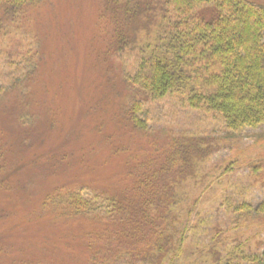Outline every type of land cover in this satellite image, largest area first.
Returning <instances> with one entry per match:
<instances>
[{
  "label": "rangeland",
  "instance_id": "rangeland-1",
  "mask_svg": "<svg viewBox=\"0 0 264 264\" xmlns=\"http://www.w3.org/2000/svg\"><path fill=\"white\" fill-rule=\"evenodd\" d=\"M153 5L164 6V0H154ZM130 9L132 5L125 0H48L18 16L16 22L0 21V84L6 89L0 98V150H6L8 163L20 160L13 155L22 150L21 138L31 136L35 142L25 149L27 159L35 154H42L43 162L52 154L67 158L66 166L51 171L42 169L41 163L38 168L27 167L12 177L9 189L0 190V206L15 210L9 219H0V264L83 263L87 254L81 252L79 241L69 247L60 235H69L71 243L74 235L88 232L89 224L34 220L40 205L37 199L64 182L109 191L131 184L137 172L151 175L165 168L192 172L193 182L201 180L208 191L202 193L203 186L195 185L189 193L195 200L202 196L205 206H218L227 198L256 205L264 198V127L230 135L218 114L203 106L190 107L180 93L161 99L139 96L142 110L138 115L145 119L147 129L134 132L122 127L123 121L120 127L123 106L110 89L123 82L124 75L134 76L143 57L150 54L141 49V40L148 34L139 30L145 24L132 18ZM167 15L172 25L176 18L171 12ZM120 88L127 90L124 83ZM130 104L128 99L125 108ZM41 172L48 176H38ZM3 174L0 170V180L6 178ZM31 178L35 183L28 185ZM227 211L221 214L228 215ZM196 213L197 207L193 215L198 219ZM260 222L263 225L261 218H254L244 224L236 230L238 238L230 232L229 240H207L217 244L220 264L241 261L231 247L242 241L247 243V248L242 245L245 254L258 251L256 245L264 243V231L255 230ZM51 233L56 235L53 246L60 250L51 248L54 254L42 257L44 251L34 244ZM190 237L191 243L185 246L190 250L181 257L185 262L199 253L194 251L197 235ZM66 250L69 256L64 255Z\"/></svg>",
  "mask_w": 264,
  "mask_h": 264
},
{
  "label": "trees",
  "instance_id": "trees-1",
  "mask_svg": "<svg viewBox=\"0 0 264 264\" xmlns=\"http://www.w3.org/2000/svg\"><path fill=\"white\" fill-rule=\"evenodd\" d=\"M125 1L132 5L131 17L145 24L139 30L148 34L141 40V49L150 54L143 57L134 76L124 75L123 82L115 83L110 89L114 97L119 96L123 106L120 127L123 121L122 127L144 132L147 123L138 115L142 110L139 96L161 99L175 93L184 95L192 108L203 106L218 114L230 135L264 127V2L164 0V6L155 7L154 0H144L146 5L143 0ZM44 2L48 0H0V21L16 22L18 16L22 18ZM169 12L176 18L173 27L168 21ZM168 24L172 28L170 32ZM118 38L124 40L122 36ZM205 57L207 60H202ZM122 83L126 91L120 88ZM4 90L0 84V98ZM128 99L131 104L125 108ZM21 140L22 150L13 155L20 160L8 163L6 150H0V170L6 175L0 180V190L9 189L12 177L20 176L27 167L38 168L41 163L42 169L51 171L56 166L67 165V158L58 154H52L46 162L42 161V154L27 159L25 149L31 148L34 137L23 136ZM0 147L3 148L1 143ZM260 164L254 167L258 169ZM164 171L155 170L151 175L137 172L131 184L109 191L107 187L94 189L71 182L56 185L37 199L40 205L34 220L47 219L49 224L65 220L72 224H89L88 232L74 235L71 243L67 239L69 235H60L69 242L66 245L69 247L79 241L83 255L86 253V258L89 255L81 264H174L176 260H180L179 264H214L207 257L220 264V250L214 240L207 241L209 238L226 241L231 238L230 232L238 238L236 230L244 224L254 218L264 221V198L256 205L246 199L233 203L227 198L218 206H205L202 196L196 200L195 196H190L189 191L195 185L198 188L204 184L198 178L193 182L192 172L181 174L165 168ZM38 176L48 174L41 172ZM29 183L34 184L35 180L31 178ZM207 191L203 186L202 193ZM196 207L198 219L193 215ZM226 209L228 215H222ZM213 210L218 211L211 217ZM13 214L15 210L9 205L0 206V219H9ZM255 230L262 234L264 223L260 222ZM190 234L197 235L194 251L199 253L193 261L185 262L181 257L190 250L185 249L187 241L191 243ZM54 237L53 233L44 234L41 241L34 244L44 251L42 257L60 250L53 246L57 245ZM249 239L247 237L246 241ZM262 243L256 245L257 252L249 255L244 252L242 245L247 248V243L243 241L232 246L231 252L249 264H264ZM64 255L69 256L70 252L66 250Z\"/></svg>",
  "mask_w": 264,
  "mask_h": 264
}]
</instances>
